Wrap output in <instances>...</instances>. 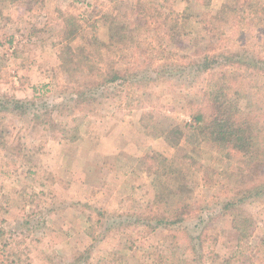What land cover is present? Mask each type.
Masks as SVG:
<instances>
[{
	"label": "rangeland",
	"instance_id": "1",
	"mask_svg": "<svg viewBox=\"0 0 264 264\" xmlns=\"http://www.w3.org/2000/svg\"><path fill=\"white\" fill-rule=\"evenodd\" d=\"M136 1L49 0L40 4L14 0L3 5L0 101H35L32 112L49 113L54 125L36 127L32 116H0L5 142L0 146V226L5 239L0 245L6 246V256L13 253L0 264H166L164 255L171 258L175 245L165 240L167 231L152 233L148 227V218L159 212L151 203L147 155L157 152L179 162L193 155L211 170L220 167L222 150L202 141L194 126H187L182 142L172 148L153 135L142 117L150 112L165 126L191 124L189 101H199L203 90L223 79L225 71L189 78L168 68L167 56L151 75L156 78L157 70L167 67L160 84L147 82L140 91L111 85L98 93L94 90L89 103L78 104L76 90L81 80L97 79L96 73L91 75L97 58L79 49L78 40L73 44L62 41L66 20L78 19L92 45L102 48L112 38L102 14L131 13ZM193 1L192 11L202 13L203 2L198 0H159V11L150 10L149 16L157 22L171 12H183ZM226 1L212 0L211 10L220 9ZM246 28L230 30L229 45L264 58V33ZM63 51L76 68L74 54L88 56L76 76L59 69ZM145 68L141 74L147 72ZM227 77L230 85L251 82L245 75L238 81L231 74ZM218 192L199 188L197 213L184 227L196 236L200 218L213 219L208 235L218 242L208 247L215 252L207 253V264H223L238 243L231 218L218 217ZM263 205L249 201L245 206L253 219L251 238L243 243L246 264H264ZM181 242L178 255L189 246L185 239Z\"/></svg>",
	"mask_w": 264,
	"mask_h": 264
},
{
	"label": "trees",
	"instance_id": "2",
	"mask_svg": "<svg viewBox=\"0 0 264 264\" xmlns=\"http://www.w3.org/2000/svg\"><path fill=\"white\" fill-rule=\"evenodd\" d=\"M35 1L46 4L49 0ZM158 1L137 0L131 13L119 10H114V14L103 13L101 18L112 38L102 48L92 45L78 19L66 20L60 32L62 41L73 44L78 40L79 49L86 53L88 50L97 58L96 70L91 72V75L97 74V79L93 82L81 80L76 90L77 102L79 105L89 103L95 97L94 90L98 93L101 89L108 90L111 85L140 91L147 82L160 84L165 81L167 67L163 71L157 70L156 78L151 75L156 74L157 64L167 56L170 60L168 68L189 78L225 71L221 72L223 79L203 90L199 101H189L191 124L165 126L154 114L147 112L143 115L153 135L163 138L172 148L182 142L187 126H194L202 141L218 146L223 153L218 159L220 167L213 170L193 155L179 162L161 153L148 154L145 170L153 192L151 203L159 213L151 214L147 223L152 233L167 231L165 240L175 245L171 258L167 253L164 255L166 264H207V253L215 252L213 248L209 251L208 247L218 242L216 237L208 235L213 219L205 220L202 216L198 224L201 230L196 236L184 227L197 213L199 188L216 189L221 206L218 217H230L233 228L238 232L237 246L223 264L241 260L239 264H246L248 258L243 243L251 238L253 219L245 211V206L249 201L264 204V58L250 55L248 50L231 47L228 33L236 28H242V31L249 29L246 27L264 33V0H227L216 11L211 10L212 0H198L203 2L200 14L192 11L196 2L193 1L183 12H171L154 22L149 11H159ZM13 3L14 0H0V19L3 17V5ZM76 51L78 49L73 53ZM74 56L78 58L79 69L83 63H88L85 53H75ZM58 66L70 77L78 72V68L66 60L64 51ZM144 68L147 72L141 74ZM229 74L236 77V81L245 75L251 82L243 86L230 85L226 81ZM35 105V101L4 98L0 101V116L3 119L7 115L21 119L32 116L36 127L54 125L49 113L32 112ZM1 127L2 124L0 146H4ZM184 239L189 246L178 255ZM4 241L0 226V244ZM1 245L0 261L10 259L13 253L6 256V246Z\"/></svg>",
	"mask_w": 264,
	"mask_h": 264
}]
</instances>
